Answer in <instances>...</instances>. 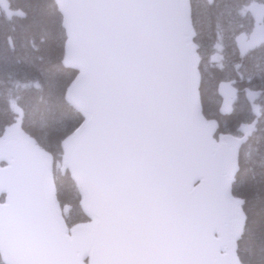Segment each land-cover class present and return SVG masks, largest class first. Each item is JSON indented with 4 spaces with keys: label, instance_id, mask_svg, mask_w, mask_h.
<instances>
[{
    "label": "water",
    "instance_id": "obj_1",
    "mask_svg": "<svg viewBox=\"0 0 264 264\" xmlns=\"http://www.w3.org/2000/svg\"><path fill=\"white\" fill-rule=\"evenodd\" d=\"M76 72L64 101L84 123L61 158L38 146L21 117L0 135V257L5 264H240L242 199L231 185L240 136H213L202 113L189 0H53ZM7 20L24 13L0 0ZM235 39L241 55L264 44V4ZM9 41V40H8ZM10 42V41H9ZM220 111L236 91L220 82ZM53 168L68 173L87 222L67 227Z\"/></svg>",
    "mask_w": 264,
    "mask_h": 264
},
{
    "label": "trees",
    "instance_id": "obj_2",
    "mask_svg": "<svg viewBox=\"0 0 264 264\" xmlns=\"http://www.w3.org/2000/svg\"><path fill=\"white\" fill-rule=\"evenodd\" d=\"M7 1L24 17L7 20L0 12V135L19 111L22 129L58 161L61 141L82 122L64 101L76 72L61 63L65 40L61 18L53 0ZM255 1L264 2L190 0L204 116L218 123V132L235 134L239 124L257 115L255 132L240 148L232 184V194L243 200L245 217L236 251L241 264H264V47L239 57L234 44L235 35L251 26L247 6ZM224 80L237 89L229 114L219 109L217 85ZM53 175L60 206L70 208L66 224L84 222L68 174Z\"/></svg>",
    "mask_w": 264,
    "mask_h": 264
},
{
    "label": "bare ground",
    "instance_id": "obj_3",
    "mask_svg": "<svg viewBox=\"0 0 264 264\" xmlns=\"http://www.w3.org/2000/svg\"><path fill=\"white\" fill-rule=\"evenodd\" d=\"M14 91V90H13ZM13 93V92H12ZM10 98V97H9ZM239 120V119H238ZM243 121V120H242ZM244 122H245V120H244Z\"/></svg>",
    "mask_w": 264,
    "mask_h": 264
},
{
    "label": "rangeland",
    "instance_id": "obj_4",
    "mask_svg": "<svg viewBox=\"0 0 264 264\" xmlns=\"http://www.w3.org/2000/svg\"><path fill=\"white\" fill-rule=\"evenodd\" d=\"M253 99V98H252Z\"/></svg>",
    "mask_w": 264,
    "mask_h": 264
}]
</instances>
